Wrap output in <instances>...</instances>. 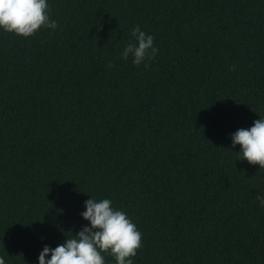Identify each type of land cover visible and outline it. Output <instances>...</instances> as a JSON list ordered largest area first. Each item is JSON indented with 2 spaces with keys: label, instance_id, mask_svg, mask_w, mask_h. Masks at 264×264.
I'll list each match as a JSON object with an SVG mask.
<instances>
[{
  "label": "trees",
  "instance_id": "obj_1",
  "mask_svg": "<svg viewBox=\"0 0 264 264\" xmlns=\"http://www.w3.org/2000/svg\"><path fill=\"white\" fill-rule=\"evenodd\" d=\"M49 4L56 30H0V256L38 264L92 196L142 233L134 264H264V168L231 141L264 117V0ZM137 25L148 67L120 59Z\"/></svg>",
  "mask_w": 264,
  "mask_h": 264
},
{
  "label": "clouds",
  "instance_id": "obj_2",
  "mask_svg": "<svg viewBox=\"0 0 264 264\" xmlns=\"http://www.w3.org/2000/svg\"><path fill=\"white\" fill-rule=\"evenodd\" d=\"M50 13L49 0H0V30L24 38L34 36L42 28L56 30L58 24ZM131 36L133 42L124 46L120 59L148 67L159 52L154 37L139 25L131 30ZM231 141L233 149L240 146L236 153L243 161L264 168V117L260 116L250 128L231 134ZM256 200L264 208V194L257 193ZM84 207L86 210L80 215L87 224L55 248L45 244L38 264H106L104 254L111 255L116 264H134L133 258L142 247V233L127 213L108 198L91 196ZM0 264H7L4 256H0Z\"/></svg>",
  "mask_w": 264,
  "mask_h": 264
}]
</instances>
